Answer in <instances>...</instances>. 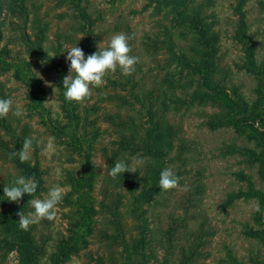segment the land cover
Segmentation results:
<instances>
[{"label": "rangeland", "instance_id": "374dc122", "mask_svg": "<svg viewBox=\"0 0 264 264\" xmlns=\"http://www.w3.org/2000/svg\"><path fill=\"white\" fill-rule=\"evenodd\" d=\"M58 1L27 0L32 18L38 17L47 25L45 49L50 54L57 52L56 58L62 63L65 75L68 74L65 61L67 48L77 45L86 55L91 54L98 48L106 47L115 33L123 32L131 37L130 55L138 57L135 71L131 75H121L117 68L115 72L105 75L106 83L102 87L93 88L91 95L77 102L80 110L95 119L96 127L100 128L99 136L91 144L96 167L92 195L99 213L94 217V231L89 236L88 246L72 255L66 264H98L100 260L103 264H122L121 247L104 235V231L109 234L114 231L110 221L112 216L106 206L111 201H117L128 234H134L135 229L127 213L129 198L126 190L119 189L109 175L107 156L117 148L121 132L105 116L111 114L115 119L116 116L125 120L135 119L137 125L145 122L147 93L161 86L164 73L172 70V66L166 70V49L155 52L148 47L147 42L157 36L163 38L162 30L166 25L171 26V22L163 13H156L152 6H147L148 0H83L94 22L92 32L85 36L75 30V18L69 5H60ZM235 3L236 0H213V5L208 8L209 20L214 23L220 35L219 77L249 102H254L257 98L254 91L257 82L251 74L238 67L242 51L233 36L237 20ZM245 9L249 33L257 48V58L264 62V0H248ZM22 32L18 23L7 22L2 44L10 46L14 55L20 53L30 60L33 73L41 80L43 110L33 111L26 87L16 81L11 72H0V82L4 84L8 97L13 100L14 107L19 105L24 111L22 117L12 115L11 111L6 117L17 127L21 136L25 135L32 141L28 149L29 159L34 162L38 158L47 187L42 195L56 185L67 192L70 189L67 174L69 171L79 175L82 173V158L55 136L46 123L48 121L57 125V121L59 124L68 121L60 110L56 69L52 62L27 52ZM176 39L184 50L190 52L191 36ZM214 110L211 106H193L170 110L167 114L179 129V139L171 154L173 160L168 162V168H172L179 177V185L163 191L148 206V213L158 240H163L155 245L156 254L161 258H169L171 262L181 246L188 242L193 244L194 240L199 245L189 264H230L229 255L240 262H247L252 252L264 257V246L242 232L245 224L255 225L253 215L258 207L257 201L240 199L224 207L230 192L245 188V183L236 176L238 171L250 174L257 186L263 189L264 183L258 177L257 168L248 165L244 157L226 153L227 144L234 142L245 145V137L238 136L231 127L210 130L204 125L207 113ZM134 159L131 158L132 164ZM17 175H20L18 169L0 151V183L9 184ZM184 185L188 186L187 191L183 190ZM3 208L0 203V211ZM74 215V209L65 206L63 198L53 220L42 219L35 223L36 235L39 240L45 241L47 247L42 264L47 261L56 241L67 233L69 221ZM171 227L175 228V233L173 242L168 245L163 234ZM0 264H18L17 252L0 251Z\"/></svg>", "mask_w": 264, "mask_h": 264}, {"label": "trees", "instance_id": "16d2710c", "mask_svg": "<svg viewBox=\"0 0 264 264\" xmlns=\"http://www.w3.org/2000/svg\"><path fill=\"white\" fill-rule=\"evenodd\" d=\"M58 2L60 5H69L75 18V30L85 36L92 32L94 22L83 5V0ZM247 2L248 0H236L234 13L237 20L233 36L242 51L238 67L251 74L257 82L254 88L257 98L254 102H249L219 77L220 35L208 14L213 0H148L147 6H152L156 13H163L164 17L170 19L171 26H164L163 38H150L147 45L155 52L166 49V70L169 66H172V70L164 73L161 86L149 91L147 96L144 94L148 97V106L146 120L142 125H137L135 119L125 120L121 116H116L115 119L111 114L105 116L121 132L117 148L107 156L109 170L114 161L119 159L130 164L132 157L142 156L148 160L137 172L126 171L116 178L111 177L119 189L126 190L129 198L127 213L133 220L135 229L134 234H128L117 201H111L106 206L112 216L110 221L114 231L111 234L104 231V235L121 247L122 264H189L197 253L199 244L195 240L193 244L188 242L181 246L172 262L167 257L157 256L155 251V245L163 240H158L156 230L151 225L148 206L163 192L157 186L159 173L168 168V162L173 160L171 154L179 139V129L167 115L170 110L193 106H211L215 109L212 113H207L204 125L210 130L231 127L238 136L245 137V145L234 142L227 144L226 153L244 157L248 165L257 168L258 177L264 183V62L258 60L255 42L249 33L245 9ZM2 15L4 17L1 19ZM7 22L20 25L23 30L22 39L29 54L54 64L60 110L68 121L60 124L57 121V125L48 121L46 123L55 136L82 158V173L79 175L69 171L67 174L70 189L64 196L65 206L73 208L75 215L69 221L67 233L56 241L44 263L66 264L72 255L88 246L89 236L94 231V217L99 213L92 195L96 167L91 144L99 136L100 128L96 127L95 119L80 110L79 103L64 99L62 81L66 75L62 63L56 58L57 52L50 54L45 49L47 25L38 17L32 18L27 0H0V72H11L15 80L26 87L30 108L38 112L43 110L41 80L33 73L29 59L20 53L14 55L10 46L2 44ZM188 36L192 40L190 52L184 50L176 39H186ZM0 98H8L2 82ZM25 139L26 136H21L7 117L0 118V151H3L20 175L34 177L38 181L34 196L25 195L19 203L5 200L2 196L5 184L0 183V203L4 207L0 211V251L17 252L18 264H42L47 247L45 241L39 240L36 235V224L30 225L27 231L20 229L18 224V213L26 214L31 210L28 201L47 190L44 171L38 158L34 162L28 159L21 163L18 155H14L22 148ZM236 176L245 183V188L230 192L224 207L240 199L256 200L259 209L253 215L256 226L245 224L242 232L264 246V189L257 186L252 176L244 171H238ZM174 233L175 228L172 227L164 232L163 237L168 245L173 242ZM229 256L230 264H264V257L259 253L252 252L247 262H240L234 256ZM98 264H103V261L100 260Z\"/></svg>", "mask_w": 264, "mask_h": 264}, {"label": "clouds", "instance_id": "9594fccd", "mask_svg": "<svg viewBox=\"0 0 264 264\" xmlns=\"http://www.w3.org/2000/svg\"><path fill=\"white\" fill-rule=\"evenodd\" d=\"M130 39L131 37L123 32L115 33L108 40L106 47L98 48L97 51L87 55L77 45L67 48L65 61L68 65V74L63 77L62 81L64 99L67 102L84 100L91 95L93 88L102 87L106 83L104 77L107 73L115 72L117 68L121 75H131L135 71L138 57L130 55ZM10 111L16 117L24 115V111L19 105L14 107L10 97L0 98V118L6 117ZM31 143L32 141L26 138L22 148L14 153V155H18L21 163L30 158L28 149ZM147 162V158L142 156L135 157L133 164L124 159L116 160L109 170V175L116 178L126 171L137 172V168L144 166ZM178 185L179 177L172 168H164L160 171L157 185L160 190L167 191L178 187ZM37 189L38 181L34 177L17 175L9 184H5L2 196L9 202L19 203L25 195L34 196ZM183 190L187 191L188 186L184 185ZM65 195V190L56 185L50 187L41 198L30 199L28 204L31 210L26 214L18 213L19 228L27 231L30 225L42 219L53 220L56 209L62 203Z\"/></svg>", "mask_w": 264, "mask_h": 264}]
</instances>
